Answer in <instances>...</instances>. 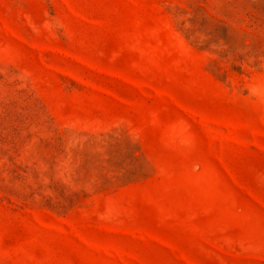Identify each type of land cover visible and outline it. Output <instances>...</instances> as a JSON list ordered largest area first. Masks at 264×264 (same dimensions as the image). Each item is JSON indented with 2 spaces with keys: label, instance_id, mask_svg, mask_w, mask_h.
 Here are the masks:
<instances>
[{
  "label": "rangeland",
  "instance_id": "1",
  "mask_svg": "<svg viewBox=\"0 0 264 264\" xmlns=\"http://www.w3.org/2000/svg\"><path fill=\"white\" fill-rule=\"evenodd\" d=\"M0 264H264V0H0Z\"/></svg>",
  "mask_w": 264,
  "mask_h": 264
}]
</instances>
